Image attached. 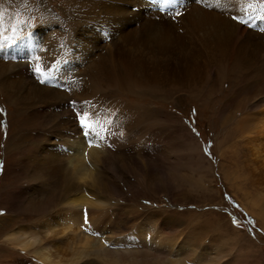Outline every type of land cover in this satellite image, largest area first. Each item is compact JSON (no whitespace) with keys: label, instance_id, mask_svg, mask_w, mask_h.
Wrapping results in <instances>:
<instances>
[{"label":"bare ground","instance_id":"bare-ground-1","mask_svg":"<svg viewBox=\"0 0 264 264\" xmlns=\"http://www.w3.org/2000/svg\"><path fill=\"white\" fill-rule=\"evenodd\" d=\"M49 3L42 0L37 4L48 11L51 26L36 29L24 37L19 32L7 33V36L5 31H12L13 25L11 28L0 17V75L3 76L0 79L4 82L5 94L10 99H19L20 106L26 108L19 110L20 114L30 113L38 104L45 106L46 113H53L59 119L57 125L53 124L43 117L40 107L37 113L33 110L29 115L30 125L22 126L29 129L42 126L46 132H52L50 136L53 135L51 141L43 144L45 138L41 143H34L31 149L33 165L28 174L31 182L26 188L27 201L38 200L32 194L34 190L39 197L50 195L49 204L59 206L50 212L52 215L47 210L40 225L29 226L26 230L15 229L5 239L18 247L12 254L19 251L32 255L35 263L26 257L10 259L11 254H6L0 256V264H99L98 260L104 264H109L107 261L121 264L124 255L118 253V238L115 237L108 248L104 242L105 231L110 226H104L108 219L107 206L112 205L109 202L120 196L121 191L114 182L102 180L100 172L96 175L95 165L98 164L99 169L101 164L102 172L120 168L119 159L126 158L131 151L126 149L130 141L122 142L120 134L138 135L134 127L139 125L143 115L140 107L121 99L110 100L97 112L102 107L99 103L102 100L90 97L92 86L104 77L113 89L122 90L120 79L134 78L137 84L143 83L158 91L169 87L170 91L176 92L175 89L181 90L179 88L187 82L193 85L187 90L201 89L203 92L204 88L196 84L204 78L205 69L214 68V61L230 65L234 60H241L249 71L245 81L249 84L247 92L254 97L249 110L254 118L242 116L241 109L235 118L226 116L219 121L221 127L236 134V138L249 135V128L255 129L250 136H260L264 134V52L263 61L251 52L259 47L264 51V0H70L69 5L74 9L70 15L75 25H71V33L64 36L65 44L58 42L52 23L59 21L54 18L56 13L52 12ZM175 10L182 16L175 15ZM21 45L27 49L22 58L17 56L23 51ZM28 58L36 60L31 63ZM20 59L27 61L18 63ZM37 68L46 71V83L40 82ZM55 70L58 71V74L55 72L57 79L53 77ZM28 76L38 77L37 81H28ZM89 82L93 83L90 85ZM257 97L259 99L255 100ZM108 99L105 97V102ZM70 101L77 103L71 105ZM81 112L90 117L91 135L87 140L85 133L89 129H80V120L85 119ZM97 134L103 138L102 142L99 146H89L88 141L98 138ZM262 140L264 142V137ZM106 142L109 155L103 159L106 151L101 143ZM194 143L185 146L188 157L193 162L197 155L204 162L206 157L199 143ZM249 156L248 159L252 158ZM258 167L264 168L256 162L248 166L253 172L260 171ZM122 172L124 169L118 174ZM226 175L232 182L236 181L235 177L232 179L233 174ZM88 180H98L99 190L93 197L75 199L73 194L81 191L75 181L87 184ZM94 188L91 186L92 190ZM247 199L250 211L264 225V195ZM134 228L135 225H131L129 230ZM149 236L150 240L143 235L140 237L145 243L138 249L144 254H150L151 250L146 246L154 244L153 235ZM138 238V234L132 232L117 241L134 242ZM159 245L163 250L171 248L166 242L159 241Z\"/></svg>","mask_w":264,"mask_h":264},{"label":"rangeland","instance_id":"rangeland-1","mask_svg":"<svg viewBox=\"0 0 264 264\" xmlns=\"http://www.w3.org/2000/svg\"><path fill=\"white\" fill-rule=\"evenodd\" d=\"M37 1L42 0H0L1 21L11 28L13 25L12 31H5L7 36L19 32L24 37L36 29L51 26L48 11L41 9ZM45 1L49 3V0ZM50 4L52 12L56 13L54 18L59 21L52 23L58 42L65 44L64 36L67 37L71 25H75L70 15L74 9L69 5L70 0H50ZM255 4H252L253 8ZM166 17L168 19L169 15ZM20 47L23 51L17 56L22 58L27 49L23 45ZM263 52L260 47L253 48L251 55L263 61ZM30 59L31 63L36 60ZM20 61L27 59H20L18 63ZM213 65V69L203 71L204 78L196 84L204 88L203 92L201 89L187 90L193 86L187 82L179 88L181 90L175 89L176 92L170 91L169 87L158 91L143 83L137 84L134 78L120 79L122 90L113 89L104 77L97 79V84L92 86L90 97L102 100L99 102L102 107L97 112L110 100L121 99L140 107L143 115L139 125L134 127L138 135L120 134L122 142L130 141L126 149L131 150L126 158L119 159L120 168L102 172L101 164L99 169L98 164L95 165V174L99 176L100 172L102 180L114 182L121 191L120 196L109 202L112 205L107 206L108 219L104 226H110L105 231V246H112L115 237L123 239L132 232L139 236L134 242L116 240L118 253L124 255L121 264H264V225L247 205V198L252 200L257 195H264V168L258 167L260 171L257 172L248 168L255 162L264 167V134H260L261 139L256 134L251 137L254 128H249V135L236 138V134L231 132L232 135L226 127H221L220 122L222 117L235 118L241 109L242 116L254 118L249 111L254 97L247 92L249 84L245 81L249 71L241 60H234L230 65L214 61ZM55 72L58 74L55 70L53 77L57 79ZM37 78L27 77L30 82L37 81ZM3 83L0 79V256L11 254L10 259L28 258L35 263L32 255L19 251L12 254V250L18 247H13L5 239L15 229L26 230L29 226L40 225L48 212L58 209L59 205L49 204L50 195L39 197L33 190L32 194L38 198L34 203L28 202L25 196L31 182L28 176L33 165L31 149L34 143H41L45 138L43 144L51 141L53 135L50 136L52 132H46L42 126L30 129L22 126L25 123L30 125L28 118L33 110L37 113L41 109L43 117L55 125L59 119L53 113H46L45 106L38 104L32 111L27 108L30 113L20 114L19 110L24 107L20 106L19 99H10L5 94ZM105 97L109 98L106 102ZM193 140L196 145L199 143L208 161H201L197 155H194L193 162L190 160L185 146H193ZM101 145L106 151L104 159L109 155L108 142ZM249 155L252 158L248 159ZM121 169L124 172L118 174ZM226 173L233 174L232 179L235 177L236 181L232 182ZM97 182L88 180L83 184L75 181L81 191L73 194L74 198L93 197L99 190ZM91 186L95 188L92 190ZM131 225L135 228L130 231ZM150 234L154 237V244L146 246L151 253L144 254L138 249L145 243L140 237L143 235L150 240ZM159 241L166 242L171 248L161 249ZM132 254L134 256L129 258ZM107 262L112 264V261ZM98 263L104 264L100 260Z\"/></svg>","mask_w":264,"mask_h":264},{"label":"snow or ice","instance_id":"snow-or-ice-1","mask_svg":"<svg viewBox=\"0 0 264 264\" xmlns=\"http://www.w3.org/2000/svg\"><path fill=\"white\" fill-rule=\"evenodd\" d=\"M175 14L176 15H180L182 13L179 12V11H177ZM234 19H235V17H234ZM240 22L241 23H245L244 21H240ZM36 71H37V73H38V75L40 77V82L41 83H46L47 82L46 79H45V77H46V71H41L39 68H37ZM76 103H77L76 101H70V104L71 105H75ZM80 115L83 116V117H85V119L80 120V124H81L82 130L85 129V128H88L89 129V132L85 133L86 140H87L88 136L91 135L90 117H87V114H85L83 112H81ZM97 137H98L97 139H92V140L88 141L89 146H93V145L99 146V144H100V142H102V139L103 138H99V134H97ZM205 151H207V149H205ZM85 222L87 223V220H85ZM234 223H235V221H234Z\"/></svg>","mask_w":264,"mask_h":264}]
</instances>
